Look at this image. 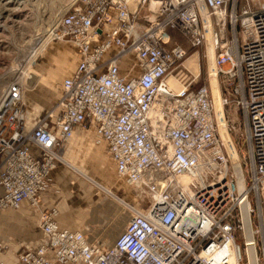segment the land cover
Masks as SVG:
<instances>
[{"label": "built area", "instance_id": "obj_1", "mask_svg": "<svg viewBox=\"0 0 264 264\" xmlns=\"http://www.w3.org/2000/svg\"><path fill=\"white\" fill-rule=\"evenodd\" d=\"M89 5L72 18L80 61L54 107L29 128L21 87L0 98V211L28 201L43 235L15 264H264V0ZM172 33L211 48L207 85ZM76 128L104 144L139 205L106 249L40 210Z\"/></svg>", "mask_w": 264, "mask_h": 264}, {"label": "crops", "instance_id": "obj_2", "mask_svg": "<svg viewBox=\"0 0 264 264\" xmlns=\"http://www.w3.org/2000/svg\"><path fill=\"white\" fill-rule=\"evenodd\" d=\"M69 47L57 43L45 47L41 53L42 62L34 68L40 82L29 88L26 100L29 128L34 127L54 107L61 97L63 80L72 77L76 71L80 59L73 46ZM32 153L38 155L35 148H32ZM106 158L105 146L94 133L76 128L63 152V163L51 173L40 200L42 212H56L55 221L61 229L81 232L89 243L105 249L109 247L106 242H111L115 232L123 226L122 220L117 221V213L122 202L126 201V194L122 196L121 193L125 184L117 181L120 197L114 198L112 204L106 196L108 193L102 190L96 193L88 184L91 179L84 178L77 168L88 163L99 168L101 176L98 183L110 187L115 168L112 166L113 171ZM113 222L116 223L113 225ZM1 232L0 243L4 250L0 254V262L5 264H15L19 253L35 250L43 244L39 213L28 201H24L17 210L0 211Z\"/></svg>", "mask_w": 264, "mask_h": 264}, {"label": "rangeland", "instance_id": "obj_3", "mask_svg": "<svg viewBox=\"0 0 264 264\" xmlns=\"http://www.w3.org/2000/svg\"><path fill=\"white\" fill-rule=\"evenodd\" d=\"M90 2L91 0H0V98L9 86L18 84L23 92L26 110L28 90L36 82H40V78L37 81L34 68L42 62L40 58L43 49L50 45H57V43L69 47L71 44L68 41V33L73 29L71 24L75 21L72 18L85 17L87 12H89L87 8L91 6L89 5ZM170 37L181 42L188 49L184 66L190 71L192 77L195 78V87L207 85L208 71L211 67L207 50L205 48L189 49L179 34L172 33ZM193 57L197 60L194 65L188 63L190 62V58ZM212 93L214 97V92ZM106 159L107 163L112 167L110 159L108 157ZM77 170L84 175V178L91 179V181H88V184L90 187H93L96 193L99 190L108 193L106 196L112 204H114V198L120 197L117 181L122 182L118 179L115 172L111 181L112 186L108 187L103 183H98L101 172H99V168H94L92 164L88 163V165L77 168ZM97 172H99L98 175ZM98 186H102L103 188L99 189ZM123 187L121 193L122 196L126 194V201L122 202L117 213V221L119 219L122 220L123 226L119 232H115V237L111 242H106L108 243L106 245L109 247L122 233L126 223L130 219L132 209H139L134 192L124 185ZM115 223L113 222V225ZM0 235H2V232Z\"/></svg>", "mask_w": 264, "mask_h": 264}, {"label": "bare ground", "instance_id": "obj_4", "mask_svg": "<svg viewBox=\"0 0 264 264\" xmlns=\"http://www.w3.org/2000/svg\"><path fill=\"white\" fill-rule=\"evenodd\" d=\"M208 59H209V62L211 63V61L213 59V53H212V50H211L210 47H208ZM189 61L190 62H188V63H192L194 65L197 60H196L195 57H193V58H190ZM210 73L214 74V68H213L212 64H211V67H210ZM171 86L173 87V83H171ZM212 86H213L214 98L217 101L218 91H217L216 83L213 80H212ZM231 157H232L234 163L236 164V159H235L234 153H232V152H231Z\"/></svg>", "mask_w": 264, "mask_h": 264}, {"label": "water", "instance_id": "obj_5", "mask_svg": "<svg viewBox=\"0 0 264 264\" xmlns=\"http://www.w3.org/2000/svg\"><path fill=\"white\" fill-rule=\"evenodd\" d=\"M217 98H218V96H217ZM216 101V100H215ZM217 102V101H216Z\"/></svg>", "mask_w": 264, "mask_h": 264}]
</instances>
